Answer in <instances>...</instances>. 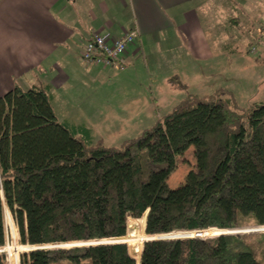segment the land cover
<instances>
[{
  "label": "trees",
  "instance_id": "1",
  "mask_svg": "<svg viewBox=\"0 0 264 264\" xmlns=\"http://www.w3.org/2000/svg\"><path fill=\"white\" fill-rule=\"evenodd\" d=\"M86 135L56 119L41 89L15 87L0 96V247L4 209L28 246L120 238L127 219L141 216L148 236L264 226V100L242 108L217 88L187 94L117 147ZM189 147L194 170L171 189L166 180ZM140 246L136 255L123 243L53 247L22 253L18 264H264V232Z\"/></svg>",
  "mask_w": 264,
  "mask_h": 264
},
{
  "label": "crops",
  "instance_id": "2",
  "mask_svg": "<svg viewBox=\"0 0 264 264\" xmlns=\"http://www.w3.org/2000/svg\"><path fill=\"white\" fill-rule=\"evenodd\" d=\"M263 24L264 0H0V96L36 88L53 100L85 83L82 71L95 81L96 68L109 67L84 64L82 46L92 34L119 38L130 30L137 37L123 67L110 69L142 64L147 77L175 88L176 78L185 90V76L218 77L242 47L264 49Z\"/></svg>",
  "mask_w": 264,
  "mask_h": 264
},
{
  "label": "rangeland",
  "instance_id": "3",
  "mask_svg": "<svg viewBox=\"0 0 264 264\" xmlns=\"http://www.w3.org/2000/svg\"><path fill=\"white\" fill-rule=\"evenodd\" d=\"M249 47V45L242 47L240 57H230V61L226 60L225 63L220 64L224 66L225 71L220 72L218 77L203 75L200 78L196 76L193 78L188 75L182 78L185 83V90L171 87L164 79L153 77V74L147 77L142 69H139L140 66L143 67L142 64L138 68H131V70L129 65L128 68L126 67L121 71L112 70L110 67L104 69L98 67L96 68L98 75L95 81L85 76L82 71V77L86 78L85 83L82 82L72 89L62 88L51 100V107L57 120L84 128L91 143L100 142L106 147H117L123 141L139 135L143 129L150 127L157 118L169 111L170 103L179 101L185 94H205L208 93L207 90L210 87L212 89L220 87L231 92L237 105L246 108L264 100V49L256 44L254 45L255 52L249 54L245 52V49H249ZM76 81L78 82L77 79ZM206 87L207 89H204ZM175 165V169L166 180L167 186L171 189L180 186L185 175L194 170L191 147L176 159ZM141 217L138 219L128 218L126 221L125 234L122 240L131 255H136L137 245L140 243L142 246L144 240L148 238L174 237L182 233L173 232L166 235L148 236L144 233V226L139 228V223H137ZM132 223H136L132 229L133 241L128 238L131 230L127 227L128 224ZM4 227L6 239L4 245L0 247V255L3 256L5 264H18L20 254L33 250H45L59 246L68 248L85 245L89 242L93 244L105 242L85 241L40 246L21 245L18 242L14 223L5 209ZM234 230H237L236 234L249 237L264 232V226H256L246 222ZM222 231L218 229L190 231L188 236L206 239L215 237L216 235L213 234ZM181 239L184 238L181 237ZM107 241L111 242V240Z\"/></svg>",
  "mask_w": 264,
  "mask_h": 264
},
{
  "label": "built area",
  "instance_id": "4",
  "mask_svg": "<svg viewBox=\"0 0 264 264\" xmlns=\"http://www.w3.org/2000/svg\"><path fill=\"white\" fill-rule=\"evenodd\" d=\"M264 32V27H263ZM137 37L134 30H130L119 38L92 34L80 51V59L84 64L100 65L102 67H123V56L127 48ZM253 51V50H251ZM213 230L215 228H212ZM237 230H223L218 234H236ZM146 241V240H144Z\"/></svg>",
  "mask_w": 264,
  "mask_h": 264
},
{
  "label": "water",
  "instance_id": "5",
  "mask_svg": "<svg viewBox=\"0 0 264 264\" xmlns=\"http://www.w3.org/2000/svg\"><path fill=\"white\" fill-rule=\"evenodd\" d=\"M144 215V218L146 216V213L143 214ZM145 220V219H144ZM189 232H182L181 234H178L177 236H174V237H170V236H164V237H155V238H150L148 240H152V239H181V237H183L184 239L186 238H191L189 237L188 234ZM180 237V238H179ZM114 241V242H112ZM147 241V240H146ZM112 243H123V240H122V237L120 238H116V239H111V242L109 241H105V242H95L94 244H85V245H81V246H88V245H96V244H112ZM73 247V246H72ZM39 249V248H38Z\"/></svg>",
  "mask_w": 264,
  "mask_h": 264
},
{
  "label": "bare ground",
  "instance_id": "6",
  "mask_svg": "<svg viewBox=\"0 0 264 264\" xmlns=\"http://www.w3.org/2000/svg\"><path fill=\"white\" fill-rule=\"evenodd\" d=\"M189 237H191V235L189 236ZM148 240V239H147ZM88 244H92V242H89ZM59 247H64V246H59ZM140 250H141V247H140ZM140 250H139V252H140ZM140 254V253H139Z\"/></svg>",
  "mask_w": 264,
  "mask_h": 264
}]
</instances>
